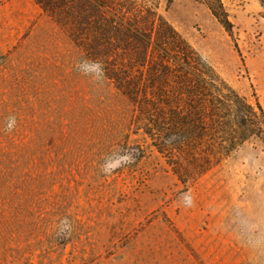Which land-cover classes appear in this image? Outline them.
<instances>
[{
    "label": "rangeland",
    "instance_id": "1",
    "mask_svg": "<svg viewBox=\"0 0 264 264\" xmlns=\"http://www.w3.org/2000/svg\"><path fill=\"white\" fill-rule=\"evenodd\" d=\"M111 1L147 30L123 63L141 97L159 84L153 101H194L224 148L209 166L172 132L169 160L109 80L78 70L102 63L71 31L98 16L83 0H0V264H264V0ZM146 33L177 57L164 75ZM221 98L235 104L200 105ZM121 150L135 163L105 175Z\"/></svg>",
    "mask_w": 264,
    "mask_h": 264
},
{
    "label": "trees",
    "instance_id": "2",
    "mask_svg": "<svg viewBox=\"0 0 264 264\" xmlns=\"http://www.w3.org/2000/svg\"><path fill=\"white\" fill-rule=\"evenodd\" d=\"M83 2L90 8L95 9L98 16L94 17V19L87 17L77 22L73 20L71 31L78 27L80 28L79 30L84 32L85 40L88 42L84 48L87 51H96L100 55V60H102L104 66L105 78L135 107L137 118H139L140 113L144 115V119L148 122L146 128L152 136L158 150L162 154L168 155L170 160V143H168V139L166 138L174 132L178 137H185L179 143L180 148L178 151L180 155L184 154L189 147L192 149V144L199 141L201 145L199 148L195 147L196 149L193 151L192 156H198V159H205L209 166H211L216 158L215 156L224 148V143H219L218 137V134L221 135L224 133H216L212 129L215 125L214 118L212 116L205 117V121L199 125L197 118L194 117L192 112L195 109V103L191 100H183L182 104L179 101L175 107L170 105V97L168 99L159 97L157 101H153L155 97L150 99V96L158 94L156 93L157 88L159 86L162 88V85L159 84L153 85L150 91L146 89L143 93L144 97H141V85L129 80L131 73L129 75L125 68H123L124 57L126 55L129 56V60H132L134 54H136V50L140 52V50L134 49L135 43L132 41H138V38L142 37V32L147 31H144L142 27L135 24L137 22V17L135 16L137 14L136 11L124 10L121 6L117 8L113 1L108 6L102 3L101 0H83ZM82 11L86 12V9ZM146 34V45H144L143 51L141 52L143 61L145 63L150 58H152V62L157 61L161 69L164 68V71L161 70L164 75L165 68L170 66V62L178 63L177 57H171L170 59V51L163 49L158 50V54L156 53L153 56L152 51H150L153 48L152 34ZM119 61L121 62L118 63ZM131 70L133 71V69ZM205 86L211 91L216 90L209 83H206ZM164 97H166V94ZM217 102L219 105L215 100L201 102L200 105L203 109L205 108L206 112L216 108V105L229 107L235 104L231 99L225 98H221ZM245 111L249 113V110L245 109ZM200 126L206 129L205 133H202L204 131H199ZM204 136H208L206 140ZM242 138L246 140L247 137ZM203 139L205 140L204 143H202L204 141ZM205 145L208 146L207 150L203 149ZM171 148H173V145Z\"/></svg>",
    "mask_w": 264,
    "mask_h": 264
},
{
    "label": "clouds",
    "instance_id": "3",
    "mask_svg": "<svg viewBox=\"0 0 264 264\" xmlns=\"http://www.w3.org/2000/svg\"><path fill=\"white\" fill-rule=\"evenodd\" d=\"M77 67L79 71H81L85 75L91 76L96 81H102L105 78L104 66L98 60L83 59L78 63ZM15 125H16L15 117L14 116L10 117L6 122L5 131L8 132L12 131ZM133 163H135V150L131 152L121 150L112 155H109L105 159L103 165L101 166V171L105 175H110L118 168ZM186 202H190L188 201V198H186ZM71 230L72 229L70 222L67 219H65L61 222L57 235L67 238V236L71 234Z\"/></svg>",
    "mask_w": 264,
    "mask_h": 264
}]
</instances>
